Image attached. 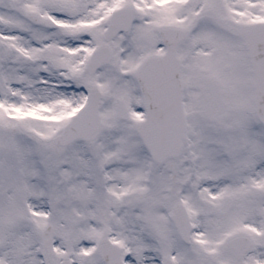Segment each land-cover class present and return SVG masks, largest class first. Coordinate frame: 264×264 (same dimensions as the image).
<instances>
[{"label":"snow or ice","instance_id":"obj_1","mask_svg":"<svg viewBox=\"0 0 264 264\" xmlns=\"http://www.w3.org/2000/svg\"><path fill=\"white\" fill-rule=\"evenodd\" d=\"M0 264H264V0H0Z\"/></svg>","mask_w":264,"mask_h":264}]
</instances>
